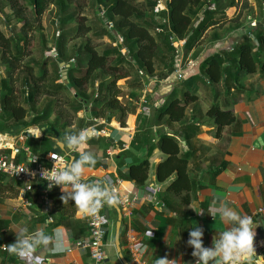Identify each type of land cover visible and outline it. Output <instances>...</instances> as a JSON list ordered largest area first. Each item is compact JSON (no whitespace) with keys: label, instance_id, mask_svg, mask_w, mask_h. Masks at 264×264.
Masks as SVG:
<instances>
[{"label":"crops","instance_id":"1","mask_svg":"<svg viewBox=\"0 0 264 264\" xmlns=\"http://www.w3.org/2000/svg\"><path fill=\"white\" fill-rule=\"evenodd\" d=\"M161 1L165 5L166 0ZM231 15L225 10V17L208 27L188 50L184 39L175 40L174 60L175 66L181 68V78L172 73L165 77L140 73L138 80H132L133 75L117 80L121 90L119 101L128 111L124 124L117 111L110 113L104 106L94 111L91 96L88 103L75 111L70 104L72 88L61 94L42 93L33 105H25L28 114L22 120L14 121L0 109L3 136H0V149L16 162H27L34 154L47 166L46 155L51 152L64 154L66 161L78 158L77 153L65 149L62 143L65 133L83 128L96 130V135L88 141V150L99 159L88 172V180L106 178L124 194H136L138 198L130 215L123 212L121 204L117 206L122 214L119 241L124 260L114 238L119 211L115 206L104 207V212L108 211L109 226L107 258L102 264H136L130 250L132 241L144 247L142 261L146 263L154 264L158 257L167 254L169 259L176 258L178 264H195L192 249L186 244L189 230L201 226L204 246L211 247L212 240L227 226L219 213L213 218L207 212L221 203L251 216L258 224L255 238L264 236V212H258V208L264 207V75L256 71L238 76L240 79L236 82L232 65L236 59L232 56L223 62L228 73H223L217 83L210 82L201 69L202 63L213 54L233 52L242 35L247 33L243 26H229L227 22L220 26ZM58 67L66 84L67 73L66 79L63 78L60 62ZM3 76L1 69L0 78ZM99 81L92 83L95 89ZM186 91L196 99L186 105L184 117L171 122L167 120L168 115L162 119L157 117L159 109L172 97L181 98ZM87 94H91V84ZM49 102H54L53 106H48ZM214 103L223 110L228 108L234 116L221 129L207 113ZM100 108L104 115L96 114ZM54 120H57L55 125ZM62 123L67 125L62 128ZM162 134L177 137L182 151L189 153V195L187 191L174 195L167 190L175 174L165 181L156 179V166L166 156L158 146ZM43 138L50 142H44ZM144 158L149 160L148 178L139 186L128 178L129 165ZM151 185L155 191H146ZM22 188L21 181L0 173V243H13L21 228H27L29 233L42 228L54 238L59 234L64 248L52 251L50 245L47 249H38L35 255L41 259L32 264H91L88 251L74 243L87 235V217L78 215L72 201L62 203L58 187L48 191L46 203L42 181H32V189L23 195L29 202L27 205L20 195ZM201 210L205 212L203 215L198 214ZM150 230L151 237L147 235ZM0 260L6 264L28 263L1 249ZM251 264H264V251L256 252Z\"/></svg>","mask_w":264,"mask_h":264},{"label":"trees","instance_id":"2","mask_svg":"<svg viewBox=\"0 0 264 264\" xmlns=\"http://www.w3.org/2000/svg\"><path fill=\"white\" fill-rule=\"evenodd\" d=\"M157 1L91 0L83 6L77 0H0V16L7 8L9 13L4 15V19L8 24L14 21L17 26L16 30L6 34L0 25V66L4 72L0 78V109L10 119L22 120L28 114L25 105H33L42 93L55 95L64 90L69 92L72 88L74 93L70 104L75 111L88 103L91 96L94 111L98 106L108 108L110 113L117 111L121 124H124L128 111L119 101L121 90L117 80L140 73L149 76L157 73L160 77L170 75L177 49L169 36L184 39L185 49L188 50L208 27L225 17L228 6L234 5V0L225 3L223 0H166V9L156 14ZM256 2L264 14V0ZM50 5L56 8L59 20L56 53L52 56L51 50L49 54H44L43 40L41 57L25 61L31 55L35 35L43 36L39 23ZM81 7L87 8L85 13ZM70 22L74 23L73 26L65 28ZM104 36H108L112 43L98 50L103 45L99 42ZM118 39L121 41L118 42ZM74 40L75 43L70 46L69 43ZM228 56L236 59L232 64L236 82H239L238 76L256 71L264 75V27L260 24L257 31L243 34L233 52L213 54L202 63V73L210 82L217 83L223 73H228V68L222 66ZM50 61L54 63V71L49 70ZM62 61L70 64L66 84L58 67ZM157 63L162 64L160 70L156 67ZM96 79H100L97 89L92 85ZM90 84L91 94H87ZM195 99L196 96L187 91L181 98L172 97L159 109L157 117L162 119L168 115L169 122L179 121L184 117L186 105ZM55 101L57 105L58 100ZM53 104L49 102L48 106ZM101 110L96 114L104 115ZM207 113L218 129L234 120L232 112L228 108L221 109L217 103L212 104ZM56 123L57 120H54V125ZM61 125L63 128L67 123ZM158 146L166 156L156 166V179L165 181L175 174L167 190L174 195L183 191L188 194L191 190L189 153L182 151L180 141L174 135L162 134ZM148 171L149 160L144 158L129 165L128 178L142 186L148 178Z\"/></svg>","mask_w":264,"mask_h":264},{"label":"clouds","instance_id":"3","mask_svg":"<svg viewBox=\"0 0 264 264\" xmlns=\"http://www.w3.org/2000/svg\"><path fill=\"white\" fill-rule=\"evenodd\" d=\"M95 135L94 128L65 133L62 138L65 149L77 153L78 158L60 163L53 160V167L45 168L41 172V177L48 181V189L58 186L62 193L59 197L62 203L65 205L72 201L82 218L96 216L105 206H118L126 198L124 193L106 178L101 177L94 182H88L87 174L99 159L88 150V141ZM204 213L202 210L198 212L200 215ZM207 213L213 218L219 213L220 219L227 227L220 232L218 238L212 240L211 247L204 246V229L201 226L190 228L186 244L192 249L191 256L195 258V264H251L252 257L256 254L254 238L258 226L252 217L242 215L225 203H221L219 207H211ZM147 235L151 237L152 231L150 230ZM50 245L52 251H61L64 248L63 239L59 234L54 238L42 228L32 233H29L27 228H21L15 235L14 242L6 244L5 250L32 264L33 261L41 259L35 255L38 249H47ZM154 264H178V260L169 259L166 254L158 257Z\"/></svg>","mask_w":264,"mask_h":264},{"label":"built area","instance_id":"4","mask_svg":"<svg viewBox=\"0 0 264 264\" xmlns=\"http://www.w3.org/2000/svg\"><path fill=\"white\" fill-rule=\"evenodd\" d=\"M166 9V6L162 3L161 0L157 1V6L154 9V13H158L161 10ZM111 27V24L108 26ZM157 31H160V28H156ZM170 41L172 44H175V40L177 38H174V36H169ZM177 49V46H175ZM177 52V50H176ZM73 61V60H72ZM171 75L176 76L178 79L182 77V71L181 68H178V66H175V60H174V69ZM144 102V100H142ZM36 155H30L28 157L27 162H16L14 158L8 156L7 154L2 153L0 149V173L7 175L17 181H21L23 183V188L21 189V197L24 204H29V202L24 198V193L26 191H30L32 189V181H42L44 185V199L45 202H48V181L44 180L43 177H41V172L43 169H51L53 167V163L55 160L56 163H60L61 161H66V157L64 154L51 152L46 155V160L48 161V165H43L38 157L36 158ZM34 158H36L35 161L31 162ZM27 169V171L22 170ZM88 182H90L88 180ZM58 187V186H54ZM53 187V188H54ZM114 187L118 188L117 185H114ZM59 188V187H58ZM146 191L154 192L155 187L154 186H148L145 188ZM126 197L122 200L121 205L123 206V212L126 215H130L132 212L133 207L136 204L137 201V195L136 194H124ZM258 212H264V207L258 208ZM87 235L79 240H76L74 243L76 246L85 249L88 251L91 264H102L106 258H107V252H106V235L108 232V218L104 212V208L101 209V211L96 216L87 217ZM1 242V238H0ZM136 245V246H135ZM6 245L3 243H0V249L4 252ZM131 247V254L134 262L136 264H149L144 261H142L143 251L144 247L142 245H137L136 242L132 241ZM254 248L256 252L264 251V236L256 237L254 238ZM0 264H6L2 260H0ZM28 264V263H23Z\"/></svg>","mask_w":264,"mask_h":264},{"label":"rangeland","instance_id":"5","mask_svg":"<svg viewBox=\"0 0 264 264\" xmlns=\"http://www.w3.org/2000/svg\"><path fill=\"white\" fill-rule=\"evenodd\" d=\"M78 1L80 4H83L84 6L85 4H89L91 0H77V2ZM227 1L228 0H223V3ZM86 10H87L86 7H81L82 12L85 13ZM227 11L229 14H232L230 19L233 20V22L230 23L229 22L230 19H229L227 21H223L220 26L222 25L224 26L227 24L229 26H235V27L243 26L246 28L247 32L250 33L255 29L257 25L262 24L264 26V14L259 9L256 0H234V5L228 6ZM7 13H9V11L6 8L3 10V13L0 16V25L6 34H10V31L17 29V26L14 25V21H12L10 24L6 22V20L4 19L5 18L4 15ZM57 21L59 20L57 19L56 8L53 5H50L43 13L39 23V25L41 24L42 26L41 33L43 36H40L39 34L35 35V37L32 40L31 48L33 49L31 55L25 58V61L38 60L42 55V50L45 51L44 54H49L50 53L49 51L52 50L51 55L52 56L55 55L56 53L54 50L55 37L59 33V31L57 30L59 23L57 24ZM73 24L74 23L70 22L65 26V28H70L71 26H73ZM14 26H16L15 29ZM43 40L45 41V47L42 50H40V46L42 45ZM73 43H75V40L69 43L70 46ZM99 43H102L103 45L101 47H98V50H102L104 46L109 45L110 43H112V41L108 36H104L103 41ZM156 67L158 68V70H160L162 64L157 63ZM1 69L2 67L0 68V70ZM34 70L35 72L38 71L37 68H35ZM49 70L51 71L55 70L53 61H51L49 64ZM140 77L141 75L133 74L132 80H138L140 79Z\"/></svg>","mask_w":264,"mask_h":264},{"label":"water","instance_id":"6","mask_svg":"<svg viewBox=\"0 0 264 264\" xmlns=\"http://www.w3.org/2000/svg\"><path fill=\"white\" fill-rule=\"evenodd\" d=\"M164 3H165V0H164ZM59 23V21H57V24ZM60 65L62 67V74H63V78L66 79V73H67V67L70 65L69 63H65V62H60ZM0 136H2V134H0ZM3 137V136H2ZM118 211H119V217H118V220L116 222V225H115V235H114V238H115V245H116V248L117 250L120 252V256L121 258L124 260V258L122 257V254H121V247H120V241H119V232L121 230V217H122V214L120 213V210L117 206H115ZM105 214L106 216L108 217V211H105Z\"/></svg>","mask_w":264,"mask_h":264}]
</instances>
